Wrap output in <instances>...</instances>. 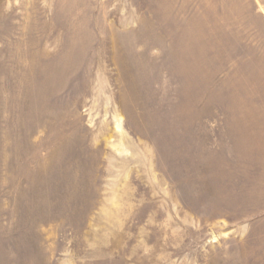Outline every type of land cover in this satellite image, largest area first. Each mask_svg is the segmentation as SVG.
Masks as SVG:
<instances>
[{"label":"rangeland","instance_id":"rangeland-1","mask_svg":"<svg viewBox=\"0 0 264 264\" xmlns=\"http://www.w3.org/2000/svg\"><path fill=\"white\" fill-rule=\"evenodd\" d=\"M0 264H264V0H0Z\"/></svg>","mask_w":264,"mask_h":264}]
</instances>
